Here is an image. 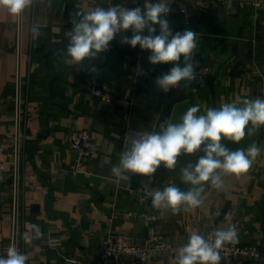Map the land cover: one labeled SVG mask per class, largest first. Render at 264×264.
Instances as JSON below:
<instances>
[{
	"label": "crops",
	"instance_id": "0c3cea01",
	"mask_svg": "<svg viewBox=\"0 0 264 264\" xmlns=\"http://www.w3.org/2000/svg\"><path fill=\"white\" fill-rule=\"evenodd\" d=\"M186 1L190 8L173 0L168 20L174 31L190 28L201 34L195 59L198 65L209 66L211 73L202 87H184L182 82L180 88L168 93L135 74L132 56L137 47L121 45L120 35L111 42L109 51L96 60L85 61L79 70L65 63V32L72 27L69 13L87 11L107 0H52L51 4L38 0L22 14L27 83L21 205L26 210L24 232H31L33 224H38L42 232L32 246L24 243L26 264H66L65 255L96 260L109 233H126L137 244L147 240L145 224L124 212L142 209L138 191L147 184L179 187L180 169L202 155H182L174 170L162 165L150 177L129 173L128 182L111 173L127 147L128 137L152 130L148 127L151 116L144 109L138 110L158 108L161 97L156 95L150 101L152 91H160L162 97L172 93L188 98L191 105H200L201 114L221 103L255 99L264 84V4L257 6L255 0ZM144 2L112 0L126 7L142 6ZM34 26L40 32L36 38ZM16 37L17 17L0 8V134L7 140L12 135V117L6 98L13 93ZM147 57L145 65L161 75L172 66L152 65ZM91 65L100 70L98 76L89 71ZM92 75L113 85L121 98L119 103L107 106L99 97L88 95L86 81ZM73 128L90 129L94 150L88 156L79 157L72 150ZM222 143L233 151L255 143L261 152L247 173L223 177L221 188L206 186L198 208L175 215L170 210L163 232L181 247L192 232L214 235L217 228L235 225L240 241H255L264 249V127L252 136L246 135L239 144L227 140ZM3 163L10 166L8 156ZM6 173L0 172V256H6L10 238L11 199ZM176 254L163 257L152 250L149 264H175ZM117 264L131 261L123 259ZM220 264L227 263L221 259ZM238 264L257 263L243 260Z\"/></svg>",
	"mask_w": 264,
	"mask_h": 264
},
{
	"label": "clouds",
	"instance_id": "9594fccd",
	"mask_svg": "<svg viewBox=\"0 0 264 264\" xmlns=\"http://www.w3.org/2000/svg\"><path fill=\"white\" fill-rule=\"evenodd\" d=\"M38 0H0V8L6 9L13 17H20ZM52 0H48L51 4ZM173 0H145L142 6L126 7L123 3H98L89 10L70 12L72 27L65 32L68 40L65 63L74 65L76 70L85 61L96 60L101 53L110 50V44L120 35L121 45L148 51L152 65L171 64L169 71L157 76L154 83L163 93L183 86L187 87L196 79L199 61L195 59L198 39L201 34L188 28L174 31L168 20ZM106 4V6H102ZM158 31L157 33V26ZM131 32V35H127ZM145 32L147 34H145ZM33 37L40 35L38 27L32 29ZM97 76L100 70L89 67ZM264 127V99L242 98L209 107L201 114L199 104L189 106L175 121L166 118L154 125L151 131H137L128 137V144L120 153L119 161L111 169L118 179L129 181V173L150 177L163 165L174 170L178 158L198 156L195 163L189 161L180 169V180L187 185L181 190L169 184L163 190L149 193L152 206L156 209L171 210L178 214L189 211L203 203L201 196L206 186L221 188L223 177L239 176L253 166L261 149L255 144L248 148L229 149L223 140L239 144L246 135H254ZM42 237L38 224L31 226V232L22 235L26 245ZM238 243L237 228H217L213 239L208 240L197 232L189 235L188 241L177 249L175 264H220V249L225 244ZM28 256L15 244L8 247L6 256H0V264H26ZM66 264H77L71 258Z\"/></svg>",
	"mask_w": 264,
	"mask_h": 264
},
{
	"label": "built area",
	"instance_id": "2783aa9c",
	"mask_svg": "<svg viewBox=\"0 0 264 264\" xmlns=\"http://www.w3.org/2000/svg\"><path fill=\"white\" fill-rule=\"evenodd\" d=\"M254 3L257 6H262L264 0H255ZM133 7L136 6L129 8ZM145 34L147 33L145 32ZM156 34H159L158 29ZM127 35H131V32H128ZM15 53L17 64L13 93L6 98L12 117V135L7 140L2 138L0 134V172H7L10 183L11 224L8 247L15 244L24 254L22 235L25 231L26 210L21 205V193L23 187L22 158L26 139L24 114L27 79L23 72L22 15L17 17ZM147 55H149L148 51H142L137 46L132 56L133 69L135 74L146 83L156 86L154 81L161 74L156 72L154 68L145 65L144 60ZM210 73L211 68L209 66L198 65L196 79L190 84L196 87L204 86ZM86 84L88 95L99 97L107 106H113L121 100L111 83L102 82L95 75L87 77ZM256 98L264 99V84L260 86ZM70 146L79 157L91 154L94 148L90 129L73 128L70 132ZM6 156L10 159L9 167L3 163ZM157 189L163 190L164 188L149 184L141 187L138 191V199L143 206L142 209L139 211L126 210L124 212L127 217L137 218L145 224L148 237L144 243L137 244L133 242L130 236L123 232L109 233L102 241L101 250L96 260H81L76 255H65L63 256L64 262L66 263V259L71 258L76 260L77 264H117L120 260L129 259L131 264H149L152 250L159 251L163 257L176 254L180 245L170 240L163 232V224L168 220L170 209H156L151 203L149 193ZM204 237L211 240L213 234H205ZM220 256L227 264H238L243 260H252L257 264H264V249L255 241L246 243L238 239V243L225 244L220 249Z\"/></svg>",
	"mask_w": 264,
	"mask_h": 264
},
{
	"label": "water",
	"instance_id": "95a60500",
	"mask_svg": "<svg viewBox=\"0 0 264 264\" xmlns=\"http://www.w3.org/2000/svg\"><path fill=\"white\" fill-rule=\"evenodd\" d=\"M184 2L188 8H190L191 4L186 0H180ZM159 95L161 97L158 108L154 110H147L145 108H138V110H143V112L149 114L151 118H148L151 129H153L154 125H158L159 123H163V121L168 117H173L174 121L191 105V100L188 98H179L177 94L169 93L168 95H164L162 97V93L159 91H152L150 95V101L156 96ZM150 107V105H149ZM151 108V107H150ZM148 124V125H149ZM162 166V165H161ZM179 188L181 190L186 191V186L182 183ZM263 207H264V198H263Z\"/></svg>",
	"mask_w": 264,
	"mask_h": 264
}]
</instances>
